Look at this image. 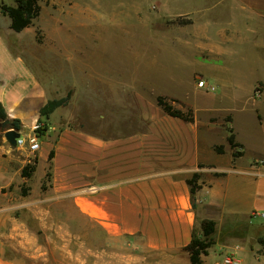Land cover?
Returning <instances> with one entry per match:
<instances>
[{
    "label": "rangeland",
    "instance_id": "rangeland-1",
    "mask_svg": "<svg viewBox=\"0 0 264 264\" xmlns=\"http://www.w3.org/2000/svg\"><path fill=\"white\" fill-rule=\"evenodd\" d=\"M3 3L14 4L15 0H0V36L20 46L14 49L24 52L27 64L53 78L66 96L71 92L70 111L76 115L72 125L99 132L127 131L124 122L129 120L133 126L139 116L134 94H142L149 107L157 105L160 95H175L178 98L164 95L175 108L183 110L191 104L203 118L211 114V126L218 133L214 134L216 146L239 157L242 141L246 147L242 160L264 167V157L257 158L264 152V39L245 41L222 59L225 66H210L197 58L203 55L210 60L198 47L202 27L193 21H176L188 17L159 18L155 0H47L42 2L41 15L22 32L9 29L10 19L1 11ZM56 19L57 26L53 24ZM185 39L189 45L183 44ZM197 70L203 77L193 75ZM200 78L215 90L199 87ZM127 94L133 104L129 112L123 104L114 103ZM229 106L233 110L223 111ZM5 132L0 127V145ZM231 136L234 147L229 143ZM15 153L27 158L26 153ZM36 161L37 156L31 164ZM45 168L41 159L30 185H23L26 194L22 186L17 194L13 190L0 197L3 259L17 264H191L183 250H143L139 238L113 237L90 219L81 221L71 203L46 211L54 220L68 223H41L38 216L42 212L20 206L31 186L40 192L47 189L49 177L46 174L42 179ZM253 224L233 233L215 232L204 263L225 264V257L245 247L242 253L236 252L242 264H264V245L258 238L264 236V218H254Z\"/></svg>",
    "mask_w": 264,
    "mask_h": 264
},
{
    "label": "crops",
    "instance_id": "crops-1",
    "mask_svg": "<svg viewBox=\"0 0 264 264\" xmlns=\"http://www.w3.org/2000/svg\"><path fill=\"white\" fill-rule=\"evenodd\" d=\"M155 3L159 18L173 21L188 17L195 26L202 27L203 39L198 47L210 60L203 55L197 58L205 65L225 66L222 59L231 55L236 46L253 38L255 42L264 39V0ZM8 22L11 24V20ZM53 24L59 25L58 19ZM183 44L190 43L185 39ZM14 47L21 49L0 36V103L7 119L20 121L22 134H32L40 121L46 122L36 156L37 167L41 159L46 163L42 179L47 168L50 171L47 189L40 192L39 187L31 186L29 197L20 206L42 212L38 216L41 223H68L54 220L46 211L71 203L81 221L88 218L113 237L139 238L143 250H183L189 257L185 247L193 237L202 236L204 219L214 220L216 232L227 234L254 225L252 212L264 211V167L242 160L246 147L241 140L243 152L239 157L229 155L226 148L219 153L215 149L217 132L211 126V114L203 118L199 110L187 104L183 111L192 108L195 113V121L189 122L167 114L158 105L149 107L147 99L137 93L134 106L139 116L133 126L129 120L124 122L127 131L111 133L76 127L72 125L76 115L70 111V103L57 108L47 119L41 109L49 101L65 97V92L53 78L28 65L24 52ZM197 73L203 77L199 70L193 75ZM221 83L229 86L228 82ZM223 85L221 88H226ZM164 95L178 98L160 96ZM127 97L130 95L114 103L123 104L129 112L133 104ZM78 99L75 95L74 102ZM226 110L233 108L223 111ZM52 149L55 155L50 168ZM15 152L4 138L0 145L2 199L13 190L17 194L25 183L30 185L33 177L22 176L27 158ZM261 157L264 152L257 158ZM195 174H199L198 190L193 195L188 180ZM244 248L236 252L240 254ZM0 264L17 263L0 256Z\"/></svg>",
    "mask_w": 264,
    "mask_h": 264
},
{
    "label": "trees",
    "instance_id": "trees-1",
    "mask_svg": "<svg viewBox=\"0 0 264 264\" xmlns=\"http://www.w3.org/2000/svg\"><path fill=\"white\" fill-rule=\"evenodd\" d=\"M47 0H15L14 4L3 3L1 6V11L3 14L7 15L10 20V28L15 32H22L30 25L33 24V21L37 19L42 12V2ZM180 24L192 23L191 19L178 18L176 20ZM71 92L60 99H54L49 101L42 109L41 114L49 119L51 114L59 107L66 106L70 103ZM157 105L161 107L167 114L182 118L186 121L193 122L195 121V113L192 108H188L187 111L175 108L168 99L164 96L157 97ZM7 119V114L0 103V120L3 122ZM44 123V124H43ZM40 127L37 130V133L40 137L45 133L46 122H39ZM10 128L16 130H21V123L19 120H11ZM229 143L234 147V138L230 137ZM236 145V144H235ZM219 153H224L223 146H216L215 148ZM55 151L51 150L49 155L50 168L52 167V160L54 158ZM237 156V155H235ZM37 162L35 164L28 163L24 166L22 170V176L24 178H31L33 173L36 171ZM50 171L47 172V177H50ZM199 174H195L191 179L188 180V184L191 188V193L195 195L198 190L197 180ZM27 190L23 186V193L26 194ZM195 206V204H194ZM216 232V222L212 219H204L202 221V236L193 237L189 244L186 245L185 250L189 253V260L191 264H205L203 260L204 255H208L209 249L214 244L212 236ZM259 241L264 245V236L261 235L258 237Z\"/></svg>",
    "mask_w": 264,
    "mask_h": 264
},
{
    "label": "built area",
    "instance_id": "built-area-1",
    "mask_svg": "<svg viewBox=\"0 0 264 264\" xmlns=\"http://www.w3.org/2000/svg\"><path fill=\"white\" fill-rule=\"evenodd\" d=\"M198 86L201 88H207V90H210V91L215 90L214 86H209L207 82L202 78L198 80ZM39 127H40V124L38 123L33 129V133L29 135H24L21 133L20 130H18L21 133V135L20 137L16 139L17 144H16L15 149L16 151H19L23 154L26 153L28 163L32 162V159L36 156L37 152L41 148L40 136L37 133V130ZM251 217L252 218H258V217L264 218V211L256 210L252 212ZM224 263L225 264H242V261L236 252H231L229 256L225 257Z\"/></svg>",
    "mask_w": 264,
    "mask_h": 264
},
{
    "label": "water",
    "instance_id": "water-1",
    "mask_svg": "<svg viewBox=\"0 0 264 264\" xmlns=\"http://www.w3.org/2000/svg\"><path fill=\"white\" fill-rule=\"evenodd\" d=\"M10 125V120L6 119L5 121L0 123V127L4 128L6 130L5 132V138L7 142L12 146L16 147V139L20 137L21 133L14 129V128H9Z\"/></svg>",
    "mask_w": 264,
    "mask_h": 264
}]
</instances>
